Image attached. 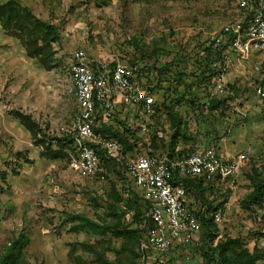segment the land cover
Returning a JSON list of instances; mask_svg holds the SVG:
<instances>
[{"label":"rangeland","instance_id":"rangeland-1","mask_svg":"<svg viewBox=\"0 0 264 264\" xmlns=\"http://www.w3.org/2000/svg\"><path fill=\"white\" fill-rule=\"evenodd\" d=\"M242 18L230 0H0V264L13 250L8 264H152L140 246L149 211L124 167L80 179L58 151L78 113L65 65L79 48L148 73L162 65L178 117L162 110L134 146L160 150L171 138L184 155H246L209 198L222 213L213 241L201 226L162 264H264V54L227 70L219 109L202 106L214 88V78L202 84L210 43ZM189 87L191 98L177 101ZM228 239L221 256L211 251Z\"/></svg>","mask_w":264,"mask_h":264},{"label":"built area","instance_id":"built-area-1","mask_svg":"<svg viewBox=\"0 0 264 264\" xmlns=\"http://www.w3.org/2000/svg\"><path fill=\"white\" fill-rule=\"evenodd\" d=\"M243 14L241 21L229 24L210 43L219 52L221 65L214 77V88L205 101L228 97L227 70L264 54V0H230ZM74 85L78 113L68 128L73 141L68 150L70 169L80 179H103L104 162L124 167L128 180L147 204L149 222L141 241V250L152 264H162L182 246L192 244L200 232L197 206L184 180H201L215 188L234 178L246 162L245 154L226 157L212 147L197 149L181 158L152 154L139 144L134 153L124 152L122 143L102 133L104 126L135 137L150 134L163 107L153 75L139 64L114 60L106 64L94 60L85 48L74 50L65 65ZM264 96V93L262 94ZM143 152L142 155H139ZM216 225L222 213L210 214ZM157 254L159 257H154Z\"/></svg>","mask_w":264,"mask_h":264},{"label":"trees","instance_id":"trees-1","mask_svg":"<svg viewBox=\"0 0 264 264\" xmlns=\"http://www.w3.org/2000/svg\"><path fill=\"white\" fill-rule=\"evenodd\" d=\"M210 57L212 58L213 62H212V68H211V73L212 75L210 76V78H207L205 80H202V84H207L206 82H210L209 80H211L212 78H214L217 73H218V67H219V63L221 65V59L219 56V52L213 51L212 53H210ZM129 63L134 65L137 63L131 62L129 60ZM163 67L162 65L158 64V63H154L153 64V70L148 73L146 70L142 71L149 74L150 76L153 75V78L149 77L150 79H152L153 83H156V88L159 92L163 91V98H164V102H163V107L162 110H167L166 116L170 115L171 119L174 122V118L175 116L178 117L177 115L173 114L172 111H170L172 105V100H170L169 98L166 97V91H167V87L165 86V81L160 79V76L163 74ZM190 90L191 88L189 87L187 90H185L183 92L182 95L179 96V98H177V101H180V99H185V98H191L190 95ZM209 97V96H208ZM208 98L205 99V101ZM225 99V98H224ZM222 99L220 101V104L214 108H211L210 105H208L205 101L202 102V106L206 107L207 110L209 111H215L217 109H219L222 104L225 102V100ZM193 99L191 100V103H193ZM161 110V111H162ZM160 111V112H161ZM171 121V120H170ZM181 121L175 123V126L180 125ZM187 123L184 124L185 127H187ZM171 127H172V122H171ZM174 127V125H173ZM178 128H180V126H178ZM177 130L175 131V133L172 136V139L175 140L180 131ZM102 133L107 134L117 140H119L122 145L124 146V152L125 154L127 153H134V150L137 146H134V144L131 143V139L134 136L133 133H130L127 129H124L123 132H120L118 130L113 129L112 127H106L104 126L101 130ZM137 137H135L136 139ZM61 149L58 150L61 152V155L66 158L67 161H69V156L67 151L72 149V144L73 141L70 138H67L65 141H61ZM159 145H161V143L159 142ZM144 147H148L147 145H144ZM153 145L150 144L149 148L153 151L152 154L157 153V154H167L170 158H181L184 155V153L182 151L179 150V148H173V142H171V138L169 139V143L166 145V147L164 149H154L152 148ZM101 156L103 157V162H104V169L106 170L108 167L110 166H114V167H120L118 166L116 163L114 162H110L109 160H107L106 158H104V156L101 154ZM185 185L187 186V188L189 189V191L191 192L192 195V199L194 200L195 206H197V215L201 221V225L204 227V229L206 230V239H208V241H213V239L216 236V233L218 231L217 229V225L214 223L213 218L210 216L211 213L216 212L217 211V207L213 206V203L209 201V198L212 194V192L215 191V188L211 187V186H204L203 182L201 180H184ZM141 197V195H140ZM142 201L143 198L141 197ZM145 203V201H144ZM146 207L147 204L145 203ZM149 222V221H148ZM146 232V228L144 230V234ZM143 234V236H144ZM143 239V237H142ZM234 243V240L228 239L226 242H219L214 248L211 249V251L214 252L215 255L221 256L224 252V250L229 246V244ZM15 256V251L13 250L10 254V256H8V258L4 259V261L2 262V264H8L9 260L11 257Z\"/></svg>","mask_w":264,"mask_h":264},{"label":"water","instance_id":"water-1","mask_svg":"<svg viewBox=\"0 0 264 264\" xmlns=\"http://www.w3.org/2000/svg\"><path fill=\"white\" fill-rule=\"evenodd\" d=\"M219 104H220V101L219 100H216V99L211 100L209 102V105H210L211 108H214V107L218 106Z\"/></svg>","mask_w":264,"mask_h":264}]
</instances>
